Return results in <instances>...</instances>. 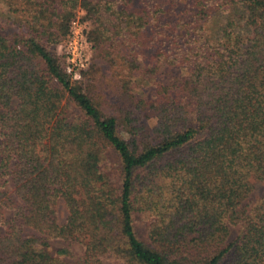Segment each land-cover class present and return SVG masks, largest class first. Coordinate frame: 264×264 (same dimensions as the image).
Segmentation results:
<instances>
[{
    "label": "trees",
    "instance_id": "16d2710c",
    "mask_svg": "<svg viewBox=\"0 0 264 264\" xmlns=\"http://www.w3.org/2000/svg\"><path fill=\"white\" fill-rule=\"evenodd\" d=\"M0 10V264H264V0ZM79 11L85 83L58 50Z\"/></svg>",
    "mask_w": 264,
    "mask_h": 264
},
{
    "label": "built area",
    "instance_id": "2783aa9c",
    "mask_svg": "<svg viewBox=\"0 0 264 264\" xmlns=\"http://www.w3.org/2000/svg\"><path fill=\"white\" fill-rule=\"evenodd\" d=\"M83 20L81 16L72 20L67 38L58 49L64 71L74 81L81 79L82 72L86 70L92 54L89 21Z\"/></svg>",
    "mask_w": 264,
    "mask_h": 264
},
{
    "label": "rangeland",
    "instance_id": "374dc122",
    "mask_svg": "<svg viewBox=\"0 0 264 264\" xmlns=\"http://www.w3.org/2000/svg\"><path fill=\"white\" fill-rule=\"evenodd\" d=\"M0 13H2V10H0ZM78 16H81V18L84 19L83 21H89V29H90L89 39H90V35H91V32L94 28V24L89 19L84 18V12L79 11L77 17ZM10 17L12 18V22L11 21L9 22V25L7 28H8V30L10 29V31H17L18 30L17 26H16V24H14V21H13V20H16V18L13 17V15H11ZM0 19H1V17H0ZM94 63H96V61L94 58V49L92 47V54H91L90 62L88 64L86 70L82 72V77H81L79 82L85 83V82L90 81V80H88V77H89L88 74L93 69ZM61 64H62V59H61ZM99 67H100V63H99ZM97 75L98 74L95 73V75L92 76L93 77L92 80L96 79ZM72 81H74V80H72ZM97 81H98V79H97ZM71 106L72 107L69 108V112H68L70 116H72L75 113H79L77 108H75V106L73 104ZM109 172L112 176L113 184L117 187L118 181H119V170H118V164H117L116 156L114 155V153L112 151L109 152ZM263 193H264V183L256 184L253 197H260L263 195ZM58 217H59L60 221H63L64 218L66 217V211L64 210V208L62 206H58ZM135 226H136V230H137L139 237L143 240H146L145 223L142 221H137L135 223ZM234 236H235V231L233 230L231 233V238ZM75 250L77 252H79L80 248L78 246H75ZM104 264H119V263L112 262V261H106V262H104Z\"/></svg>",
    "mask_w": 264,
    "mask_h": 264
}]
</instances>
